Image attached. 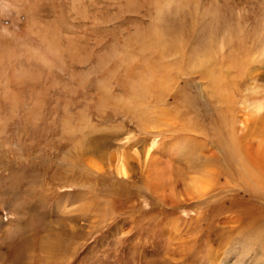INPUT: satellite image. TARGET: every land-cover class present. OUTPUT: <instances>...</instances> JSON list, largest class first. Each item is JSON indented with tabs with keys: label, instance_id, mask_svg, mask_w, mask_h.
<instances>
[{
	"label": "rangeland",
	"instance_id": "obj_1",
	"mask_svg": "<svg viewBox=\"0 0 264 264\" xmlns=\"http://www.w3.org/2000/svg\"><path fill=\"white\" fill-rule=\"evenodd\" d=\"M232 52L230 106L200 73ZM263 61L264 0H0V264H253L228 251L264 208L238 176L264 157Z\"/></svg>",
	"mask_w": 264,
	"mask_h": 264
},
{
	"label": "bare ground",
	"instance_id": "obj_2",
	"mask_svg": "<svg viewBox=\"0 0 264 264\" xmlns=\"http://www.w3.org/2000/svg\"><path fill=\"white\" fill-rule=\"evenodd\" d=\"M153 3H154V6H155L156 11L160 13L159 7H160L161 4H159L156 1L155 2L153 1ZM168 31H170V29H168ZM238 44L240 46L241 45V42L238 43ZM199 46L200 47H198V46H196V47L198 49H204L205 44L202 43ZM235 46H237V48H238V45H235ZM182 47L183 46L179 45L178 46V49L180 50V49H182ZM226 47H227V45L226 46L224 45L223 48L225 49ZM149 48H155L156 50L160 51V55L163 54L164 52L166 53V56L167 55L170 56L172 54L177 55V56L179 55L178 54L179 51H178V49H177V47L175 45H171L168 50H160L162 48H161V45L159 44L158 41L151 42V43L150 42L145 43V49L148 50ZM184 48H185V46H184ZM237 48H236V50H237ZM212 50L211 51L209 50L208 53L205 52V57L206 58H204V55H203V57L201 56L202 58L205 59V62H206L207 65H210V63H211V58L210 57H211V54L213 53ZM210 52H212V53H210ZM190 53H192V52H190ZM232 53H230V54L233 55L234 57L231 56L230 54H229L230 57H227L229 60H231V61L228 60L230 62V64L228 63L229 64V67L227 69H226V66H225V69L227 71L219 70L220 67L218 69H216V67H215V69L216 70H219V71L214 70L210 66H208L205 69L204 68H201L203 66V65H201L202 63H200L201 61L198 62V63H200V67L199 66L197 67V69L198 68H201V73L200 74L203 77V79H204V77H208L209 78V80H210L209 86H206L205 88H207V91L209 90L208 93L210 95L217 96L216 99H215V102H217V103H226L227 105H230V106L233 105V97H232L233 94L230 93V90H231V87L233 89V85L235 84V83H232V81H234L233 79H236L235 76H234V78L233 77L231 78L230 75H231L232 72H236L235 70H236V67L237 66H241L242 65L241 64L242 62H240L241 65H239V61H237L238 60L237 59V57H238L237 56V53L236 52H235V54H234V52H232ZM192 54L191 55L189 54V56H186V57H182L181 56L182 57V60L179 61L180 68L182 67V64H187L188 63V60H190V62L191 61H194V63H195V58L196 57L194 56V53H192ZM201 54H203V53H201ZM209 54H210V57L208 56ZM213 54H215V53H213ZM245 55H247V53ZM55 56H57V55H55ZM197 56H199V55H197ZM225 56H227V55H225ZM212 57H213V55H212ZM214 57H215V55H214ZM219 57H221V56H219ZM204 59H202V60H204ZM212 59H214V58H212ZM242 59H243V57L240 60H242ZM217 60H218V58H217ZM244 60H242V61H244ZM217 63H215V64H217ZM206 64H204V65H206ZM261 65L264 67V61L261 62ZM241 68L243 69V67H241ZM243 73H246V72L244 71ZM141 77H144V78H153V76L150 75L147 72V69L146 68H144L143 70H141L140 71V74L138 75V72L136 71V66H132L131 68H128L124 72V78L125 79L126 78H134L135 81H126L125 80V81L122 82V86H123V88H126L127 91L132 90V89L138 91V94L137 95L135 94L136 91H133L134 92L133 93L134 96L133 95L132 96L130 95V101L128 100V102H130L129 104L133 106L132 113L136 117V119L137 120L140 119L141 121H144V120H146V117L144 116L146 114L145 113H139L140 112L141 102L143 101V97L141 95V91H143V90H149L151 88L149 86L146 87L145 86V83L142 82V81H140V78ZM151 86L154 87V85H151ZM160 87H161V85H157L156 86V89L158 90ZM235 87H237V85H235ZM238 89H239V87H237V90ZM154 90L155 89H153V92H154ZM234 90H236V89H234ZM234 92H237V91H234ZM126 96H128V95H126ZM140 96L142 98H140ZM216 134H218V131H217ZM217 137H219V135ZM218 142L219 141H217V143ZM223 144H224V146L221 144V147L226 151V153L229 152V154L231 155V153L235 152L234 151V148L232 146L233 145L232 143H231L232 145L230 144V146H229V143H223ZM257 150L256 151L252 150V154H250L251 160L248 158L250 160V163L253 166V169H254V172L253 171H250V170H249V172L247 171V173H248V181L242 180V176H240V172H239V175L238 176H239V181H240L239 182L240 183L239 185L245 184V189L248 187L246 189V190H248L247 192L253 193L255 195L254 201L256 200V203L257 204H260L262 206V208H263L264 207V157H258L257 156V154H258ZM249 151H250V149H249ZM233 163H234V165L236 167H238L237 170H239L238 161L234 160ZM250 163H248V165H247L248 167H251ZM241 165H242V162H240V168L242 169ZM257 211L258 212H257V214H256V216L254 218V222H252V223L245 222V224H244L245 226L244 227L243 226L238 227V240L235 241L234 243H232L230 245V248H229L228 253L229 252L232 253L234 250L236 251L237 249H239L240 256H243V255H246V254H248L250 252H253L254 253L253 254V259H252L253 260V264H264V208L261 209V210H257ZM63 239L64 238H62L61 235L60 236L58 235L54 239L52 237L53 242L52 243H48L46 245V247H47L48 252L50 253V255H51V253H55L58 249L61 250L62 243L64 242ZM59 254H60V252H59ZM61 254H62V252H61ZM239 262H240V259L238 260V262H236L234 264H238Z\"/></svg>",
	"mask_w": 264,
	"mask_h": 264
}]
</instances>
